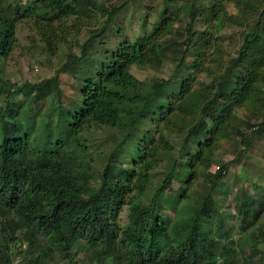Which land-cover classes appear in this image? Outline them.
<instances>
[{"label": "trees", "instance_id": "16d2710c", "mask_svg": "<svg viewBox=\"0 0 264 264\" xmlns=\"http://www.w3.org/2000/svg\"><path fill=\"white\" fill-rule=\"evenodd\" d=\"M127 5L0 0V62L14 51L24 21L46 25L49 56L67 47L49 79L17 85L0 77V264L13 263L20 232L22 264H47L53 254L72 259L80 244L92 264H239L240 255L264 264V227L257 226L264 187L237 191L235 214L218 205L231 164L264 142V0H163L133 36L113 27ZM99 15L106 22L75 54L68 22L80 28ZM229 27L244 35L226 61ZM111 32L120 38L116 47ZM165 65L172 73L151 81L132 71ZM63 74L78 84L77 98H68ZM26 91L23 101L16 97ZM172 136L183 137L175 153ZM227 142L236 156L212 172Z\"/></svg>", "mask_w": 264, "mask_h": 264}, {"label": "rangeland", "instance_id": "374dc122", "mask_svg": "<svg viewBox=\"0 0 264 264\" xmlns=\"http://www.w3.org/2000/svg\"><path fill=\"white\" fill-rule=\"evenodd\" d=\"M100 4L104 5L106 8H112L114 6L118 7L128 3V5L121 12L120 16H118L114 20L113 27L121 26L126 30L125 33L128 35H136V26L138 21L146 16L147 22L151 23L155 17L158 15L160 9L162 8L163 0H97ZM228 10L231 13L237 14L238 11L235 8L233 3L227 4ZM41 13V11H40ZM99 15L96 19L87 23V21L81 25L80 28L78 24H75V21H69V29L71 30V37H69V45L68 47L72 49L75 54H80L83 44L89 39L91 31L95 29H100L103 24L106 22L107 17H101ZM188 20L185 18L184 22L186 23ZM42 27V32H41ZM55 27V25H54ZM57 27V25H56ZM201 27V25H200ZM52 30V29H50ZM46 33V25L40 24L37 25L35 20L24 21L20 23L17 27V41L14 51L11 55L0 62V77L5 81H10L11 83L21 85L25 82L30 83H38L44 79H49L55 76L57 70L59 69L61 62L63 61V53L65 54L67 50L66 46H62L59 49V52L51 57L45 50V43L43 42L44 37L42 33ZM244 35L243 29L231 28L226 29L224 33L225 45H226V55H224V60L231 57H236L238 55V46L242 42ZM108 39V38H107ZM120 38L115 32H111L109 34V44L113 46L119 45ZM94 47L97 50L101 49V46L98 41L93 42ZM170 65V64H169ZM169 65H165L161 71H155L151 68H133V74L140 80L151 81L157 78H167L171 73L172 69ZM199 80L210 83V77H207L206 74H200ZM61 86L66 91L69 99H75L78 96L80 91L78 84L69 74L61 75ZM27 91L24 94L19 93L16 97L23 101L27 96ZM57 101V100H56ZM46 102V101H45ZM42 102L40 104L44 105V110L47 111L49 109L48 102ZM45 103V104H44ZM56 105V102H54ZM241 113L250 114L249 111L242 108L240 109ZM238 120V124L242 127H245L246 119L240 117ZM183 137L180 136H172L171 143L175 146V150L179 149V146L182 144ZM253 151L249 153V157L242 160V164H231L230 172H228V176L220 183L218 191L220 192V196L218 199V205L223 211H227L228 213L235 214V205H236V197L237 191L240 189H245L249 194L254 193L253 185L258 184L261 187H264V142L260 141L255 144ZM225 151L221 153L217 157V162L212 166L211 171L216 172L220 165L230 162L235 158L236 146L234 143L227 142L224 144ZM168 161V158L165 157L164 165ZM245 163V164H244ZM245 166H244V165ZM243 165V167H242ZM230 173V174H229ZM246 174V177L244 176ZM179 184L175 182L174 189H178ZM231 188V194L224 198L222 193ZM190 207L187 204L185 207ZM121 223H124L127 220V212L123 211L121 215ZM233 221H229L230 225L235 223ZM237 224V221H236ZM234 224V228L235 225ZM258 227H264V214L261 221L257 225ZM230 229V228H229ZM234 232L239 231L238 228H235ZM239 233V232H238ZM241 234H236L234 239L237 240ZM20 239L19 244H26V241L22 239V233L20 232L17 235ZM27 245V244H26ZM15 250H13L16 255L19 250V247L15 245ZM47 248L46 245L42 246V249ZM40 251L39 253H41ZM91 250H89L84 245H79L78 250L72 259L66 258L65 255L61 254H53L49 259L47 264H92V257L89 255ZM246 255H249L247 250ZM71 258V257H70ZM261 255H259L256 260H259ZM250 260L246 261L245 257L239 256V264H248ZM96 264H105V263H96Z\"/></svg>", "mask_w": 264, "mask_h": 264}, {"label": "built area", "instance_id": "2783aa9c", "mask_svg": "<svg viewBox=\"0 0 264 264\" xmlns=\"http://www.w3.org/2000/svg\"><path fill=\"white\" fill-rule=\"evenodd\" d=\"M17 246L19 247V250H22V249H26L27 248V245L26 244H23V245L18 244ZM15 249L16 248L14 247L13 250H15ZM14 256H15V259L13 260V263L12 264H22V258L19 257L18 254L16 255V253H15Z\"/></svg>", "mask_w": 264, "mask_h": 264}]
</instances>
